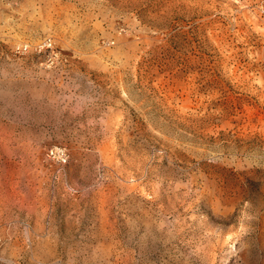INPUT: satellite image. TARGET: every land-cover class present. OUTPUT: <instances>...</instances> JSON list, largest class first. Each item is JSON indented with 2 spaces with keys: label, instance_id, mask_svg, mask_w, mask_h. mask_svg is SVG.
Masks as SVG:
<instances>
[{
  "label": "rangeland",
  "instance_id": "obj_1",
  "mask_svg": "<svg viewBox=\"0 0 264 264\" xmlns=\"http://www.w3.org/2000/svg\"><path fill=\"white\" fill-rule=\"evenodd\" d=\"M0 264H264V0H0Z\"/></svg>",
  "mask_w": 264,
  "mask_h": 264
},
{
  "label": "built area",
  "instance_id": "obj_2",
  "mask_svg": "<svg viewBox=\"0 0 264 264\" xmlns=\"http://www.w3.org/2000/svg\"><path fill=\"white\" fill-rule=\"evenodd\" d=\"M51 155L57 156L58 160L62 162H66L68 158L66 152H64L63 150H58V149L52 150Z\"/></svg>",
  "mask_w": 264,
  "mask_h": 264
}]
</instances>
